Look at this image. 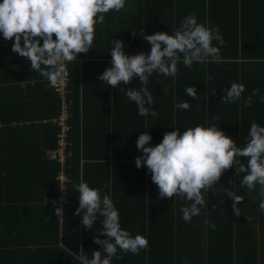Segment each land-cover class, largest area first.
<instances>
[{
	"label": "trees",
	"instance_id": "1",
	"mask_svg": "<svg viewBox=\"0 0 264 264\" xmlns=\"http://www.w3.org/2000/svg\"><path fill=\"white\" fill-rule=\"evenodd\" d=\"M209 1L217 2L218 0ZM221 1L220 6L213 7L212 14L196 13L199 22L208 21L219 26L226 41L220 52L221 62L219 64L211 62L194 63L192 67L195 69L193 70L178 65V72L184 68L186 69L185 74H198L195 83H191V85L197 89L199 99L193 100L192 97L185 94L181 86L186 83L181 81V77L177 79L176 83L171 81L172 95L177 103L183 101L185 97H189L191 100L190 109L187 112L176 109V103L173 100L170 105L163 108L164 113L159 119L149 115L147 117L140 116L138 120V115L132 113L129 126L132 128L135 125V127L131 135L127 131L124 135V138L131 139V145L125 147V150H116L113 146L99 148L87 146L86 119L80 105L81 86H83V79H80L82 72L78 62H72L68 65L70 83L67 89V104L70 110L67 119L69 132L65 167L70 182L67 184V201L63 207L65 220L70 217H80V215L75 214L78 199L77 194L73 192L72 183L78 182L82 178L95 187L107 184L110 187L112 199L119 209L122 227L129 225L130 231L136 233L134 225L143 223L150 234L154 228H158V233L164 237L170 230L169 225L166 227L167 223L172 224L175 221L172 215L174 210H172V205H174L177 212L175 215L176 225H178L176 234L178 240L183 241L178 249L177 246L175 249L173 247L176 264L214 263L215 243L214 239L209 240L208 237V230L212 228L208 227L204 220L207 218L212 222L216 216L219 218L217 211L222 212L225 217H229L230 213L233 212L231 205H228L226 198H223L222 190H218L215 195L209 191L206 197L209 203V205L206 203V206L209 209L205 207L199 217H193L191 223H185L179 218L176 198H159L157 188L150 180V174H147L144 166H141L140 169L135 167L134 157L141 154L135 147V141L140 132L147 131L153 137L151 143L155 144L162 139L166 131L172 130L170 127L189 126L203 122L205 119L211 120L213 116H219V120L211 122L219 124V128L225 130L238 143H241L247 136L252 121L264 124V103L260 102L259 99L260 94L264 93V7L261 6L264 2L256 0L258 2L255 5L252 2L251 5L247 6L245 0ZM173 8L180 10L182 7L173 6ZM172 13H174L173 10ZM123 16L127 15L120 13L117 17ZM142 17L148 18L146 6H142ZM174 17L163 27L149 21L142 22V27L148 34H152L154 28H159V31L171 30L170 28L178 26L181 20L178 15V23L174 24ZM112 23L113 28L122 29L125 26L123 25L124 22L117 21L116 18ZM108 25H111L109 21L100 25L101 29L97 32L98 37L106 38L105 32L101 30L106 31ZM138 29L134 28V30ZM120 39L125 41L128 47L135 52L139 49L147 51L149 48L139 31L135 37L130 34L126 37L121 36ZM9 44L10 41L7 44L0 41V162L7 164L0 168V191L5 195V198L0 200V207H3L4 210L15 207L55 208L57 206L54 207L53 201L57 200L60 187V183L57 181L60 163L57 162V159L54 158L56 165H54V173L50 175L49 180L28 181L26 177L34 169L30 165L32 161L45 164L48 162L49 154L58 148V137L61 129L57 120L63 113V100L56 93L54 87L49 86L48 82L40 75L31 77L15 72L17 71L15 68L18 66L9 64L10 57L7 51ZM131 53L133 54V52ZM207 75H212L214 79L207 80ZM233 81L245 85V92L242 94L241 101L231 104L222 103L220 97L224 94L223 90ZM23 83H27L26 86H22ZM148 83L150 82L148 81ZM256 88L259 89V92L252 98L251 106L244 108L242 106L243 98L251 95L252 90ZM191 110L194 111L195 117L186 118ZM153 126L163 128H159L161 135H158L160 132L153 130ZM138 128H140L139 131ZM113 136L117 141L121 139L122 133ZM107 137L111 136L107 135ZM124 142L127 141L124 140ZM243 159L246 163V158ZM13 163L15 165H12ZM18 164L23 165L18 167ZM48 165L50 166L51 163L49 162ZM15 170L19 174L20 170L23 175L19 182L13 178ZM233 171L234 169L227 170L222 175L221 182L225 185L229 184V179L234 178ZM29 186L39 190L42 197L38 199L28 196L26 198H10L13 190L27 192L26 189ZM220 188L222 189L223 186ZM108 190V188L105 189V191ZM49 194H52L51 198H46L45 196ZM216 205H218L217 208H215ZM234 217L235 215H233L232 222H234ZM65 220L64 224L72 227L67 229L63 235L64 240L67 241L74 236V224H72V220L70 223ZM4 238H1L0 256L9 258L13 252H11L9 239ZM163 243L164 239L155 245L150 241L148 249L141 250L138 255L120 254L121 258L119 260L114 258L116 262L113 261L112 264H137L139 262L140 264H152L150 258L162 251V249L155 247ZM16 253L18 254V252ZM178 256L180 261L177 263ZM174 258L171 257L168 264H174Z\"/></svg>",
	"mask_w": 264,
	"mask_h": 264
},
{
	"label": "clouds",
	"instance_id": "2",
	"mask_svg": "<svg viewBox=\"0 0 264 264\" xmlns=\"http://www.w3.org/2000/svg\"><path fill=\"white\" fill-rule=\"evenodd\" d=\"M126 3L127 0H0V41L5 44L11 41V52L24 58L31 72L38 73L49 86H54L68 79V65L77 63L78 54L92 49L98 26L104 23L106 14L119 13ZM170 29V32L152 34L144 27L129 31L133 37L139 31L149 45L147 51L138 50L134 54L125 51L128 47L125 41L107 37L111 45L107 52L110 59L97 79L111 88L138 79L139 88L127 87L122 91L136 105L139 116L157 115L156 108L151 106L152 91L147 87L153 74L175 78L178 65L191 69L194 63L219 64L222 60L220 52L226 41L218 25L199 22L196 14L190 13ZM206 79L211 81L214 77L207 75ZM184 92L193 100L199 99L197 89L191 84L185 86ZM223 92L222 103L239 102L245 85L233 81ZM258 92V88L253 89L251 95L243 98L242 106L250 107ZM259 99L264 103V93ZM190 107L189 100L175 104L178 110L187 111ZM219 119L213 116L211 120L189 126L170 127L172 130L166 131L155 144L151 143L153 137L147 131L140 132L135 141L141 153L134 157L135 167L146 168L159 198H176L179 218L185 223L201 215L209 191L215 195L222 190L224 197L232 202L233 214L239 216L241 208L237 203L244 196L237 194L238 191L245 187L249 191L255 189L260 197L258 208L264 214V124L252 121L247 136L238 143L219 128V124L211 122ZM229 169H234L233 175L239 177L238 184L229 179L231 188L221 182L222 175ZM61 179L67 180L66 177ZM218 185L224 187L218 189ZM106 188L109 190L105 191ZM72 189L78 199L75 214L81 215L83 228L93 231L97 222L100 225L93 231V242L99 245V250H92L90 257L75 255L79 264H112L114 258H121L120 254L138 255L148 249L146 235L133 234L122 227L109 185L95 187L81 178L72 183ZM53 205L55 207V200ZM62 212L63 208L55 207L58 217ZM204 223L215 229V224L207 218Z\"/></svg>",
	"mask_w": 264,
	"mask_h": 264
},
{
	"label": "crops",
	"instance_id": "3",
	"mask_svg": "<svg viewBox=\"0 0 264 264\" xmlns=\"http://www.w3.org/2000/svg\"><path fill=\"white\" fill-rule=\"evenodd\" d=\"M245 1H247L245 4L247 6L251 5L252 2L253 5L258 2L256 0ZM262 1L264 2V0ZM221 2V0L217 2L209 0H127L125 8L119 13L109 12L106 14L104 23L109 21L111 24L106 27V31L101 30L105 32L106 38L104 39L96 35L92 49L87 53L78 54L77 57V62L82 72L80 79H83L80 105L86 119V143L89 148L113 146L116 150H125V147L131 145V139L124 138V135L126 131L131 135L135 127L134 125V127L131 128L129 124L130 115L132 113L137 114L136 105L124 95L122 89L127 87L139 88L140 84L138 79H133L128 85L121 84L118 88H111L103 81L97 79L98 75L108 66V61L110 59V55L107 52L111 45L107 37L114 40L120 39L121 36H129L131 34L129 31L134 30V28H141L142 22L149 21L163 27L164 24L171 21L174 15V24L178 23V15L180 19L190 13L199 14L201 12L202 15H209L213 13V7L220 6ZM242 5L244 6V4H241V6ZM142 6H146L148 18L142 17ZM173 6H181L184 9L181 8L178 10L177 8H173ZM261 6L264 7V3L261 4ZM172 10L174 13H172ZM120 13H125L127 16L117 17ZM115 18L117 21L124 22L123 25L125 26L122 29L119 27L113 28L112 22ZM98 28L99 30L101 29L100 26H98ZM157 30L159 31L160 29H152L153 32ZM164 30L170 32L169 29ZM7 49L9 52L7 53L10 57L9 64L18 66V68L14 67L17 70L15 72L26 74L31 77L39 75L34 71H30L24 58L11 52V41ZM125 51L130 54H132L131 52H133V54L135 53L130 47H127ZM181 69L182 70L178 72L175 78H165L162 75L157 76L156 74H153V76L149 78L150 83L147 84V87L152 91L154 100L151 106L154 108L160 106L155 109L157 112L155 117H157V119L164 113L163 108L166 105H170L173 100L177 103V100L172 95L171 81L176 83L177 79L181 77V81L187 85L195 83V78L198 74H185L186 69ZM191 69L193 70L195 67ZM26 84L27 83H23L22 86H26ZM186 84H182L181 88L184 89ZM184 100L191 101L189 97H185ZM137 117H139V120L140 116L138 115ZM194 117L195 113L193 110L186 115V118L189 119ZM159 128L163 129L161 127ZM159 128L158 126H153V130L155 132H160L158 135H161V130ZM139 130L140 128H138V131ZM120 132L122 133V137L116 141L113 135L119 134ZM107 135H110L112 138L107 137ZM124 140L127 142H124ZM47 160L48 162L45 164L38 161H32L30 163L34 169L26 177L28 181H37L38 179L49 180L51 178L50 175H53L54 165H56L53 153L49 154V159ZM49 162L51 163L50 166L48 165ZM5 165L7 164L0 162V168ZM12 165L15 164L13 163ZM22 165L23 164H18V167ZM15 171L16 172L13 173V178L16 182H19V180L23 178V175L20 170V174L17 170ZM63 174L68 177L66 167L60 164L57 177V181L60 183L59 194L56 200L57 207H61L59 203H62L64 207L67 201V193L63 198L62 192L64 190L66 192L68 191L67 184L69 182L66 184L62 183L60 177ZM231 180L233 183L238 184L239 177L236 178L234 176ZM224 185L217 187L221 189L220 187H224ZM225 187L231 188L232 185L226 184ZM26 190L27 192L13 190L10 198H26V196H28L38 199L42 197V195L39 194V190L33 186H29ZM237 194L244 196V199L237 203V207L241 208V214L239 216L235 215L234 222H232L233 212L230 213L229 217H225L222 212L217 211L219 218L216 216L215 219L212 220V223L215 224V229L208 230L209 240L214 239V247L216 249V251H214L216 256L213 264H264V214H261L258 208L260 199L258 191L255 189L249 191L245 187L243 190H239ZM51 196L52 194H49L45 197L51 198ZM4 198L5 195L0 191V200ZM173 198L175 199V197ZM223 198H225L224 195ZM207 200L206 203L209 205ZM226 203L231 205L232 202L230 199L226 198ZM206 207L209 209L208 206ZM217 207L218 205L215 206V208ZM2 208L3 207H0V244L2 242L1 238L5 237L4 239H9L11 252H13V254H11L9 258H2L0 256V264H79L78 258L75 255L87 254L90 257L92 250H99V245L93 242L94 232L100 227L98 222L94 225L93 232L91 230H85L80 224L81 215L79 218L70 217L65 220L63 217L64 208L60 217L56 215L55 208L49 207H15L9 210H4ZM172 210L175 221L172 224L167 223L166 227L169 225L170 230L164 237L158 233V228H154L150 234L145 224L134 225V229L146 235L149 242L151 241L153 245L160 242L161 239H164L163 244L155 247L162 249V251L157 252L154 257L150 258L152 264H168L169 261H171V257L174 258L173 247L175 249V246H177L178 249V246L183 242L181 239L178 240L176 234L178 225H176L175 215H177V212L174 205H172ZM64 220L67 223H70L72 220L71 222L74 224V236L73 238L67 239V241L64 240L63 235L67 229H71L72 227L65 225ZM124 228L130 230L129 225ZM211 230L212 233H210ZM15 251L18 252V254ZM113 261H115V259H113ZM179 261L178 256L177 263ZM137 264H140V262ZM174 264H176L175 258Z\"/></svg>",
	"mask_w": 264,
	"mask_h": 264
},
{
	"label": "built area",
	"instance_id": "4",
	"mask_svg": "<svg viewBox=\"0 0 264 264\" xmlns=\"http://www.w3.org/2000/svg\"><path fill=\"white\" fill-rule=\"evenodd\" d=\"M70 83V75L67 80L64 82H58L56 85H54V89L56 93L59 95V97L63 100V113L60 117V119L57 120V124L61 129V132L58 137V148L53 151V156L57 159V161L61 164V166L65 167L67 163V148H68V132H69V127L67 125V119L69 115V110L70 107H68L67 101H68V94H67V89ZM62 177H66L67 180L61 179ZM61 181L63 184L68 183L69 178L63 174L60 177ZM64 188L66 189L65 185ZM66 191L64 190L62 192L63 198L66 195ZM64 200V199H63ZM59 206L63 207L62 203H59Z\"/></svg>",
	"mask_w": 264,
	"mask_h": 264
}]
</instances>
